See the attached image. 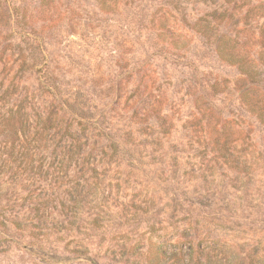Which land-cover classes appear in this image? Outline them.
<instances>
[{
	"label": "rangeland",
	"instance_id": "rangeland-1",
	"mask_svg": "<svg viewBox=\"0 0 264 264\" xmlns=\"http://www.w3.org/2000/svg\"><path fill=\"white\" fill-rule=\"evenodd\" d=\"M102 1L108 11L0 0L3 87L19 83L32 113L68 104L81 117L71 144L65 119L16 134L0 121V264H264V125L239 95L249 79L163 0Z\"/></svg>",
	"mask_w": 264,
	"mask_h": 264
},
{
	"label": "trees",
	"instance_id": "trees-1",
	"mask_svg": "<svg viewBox=\"0 0 264 264\" xmlns=\"http://www.w3.org/2000/svg\"><path fill=\"white\" fill-rule=\"evenodd\" d=\"M173 10L177 12L178 19L188 29L195 32L207 43L213 45L217 58L227 64L234 65L240 73L245 75L250 84L240 91V100L246 104L249 112L253 113L259 123L264 125V0H163ZM191 6L196 8V12L191 15L189 10ZM100 8L108 11L107 2L100 0ZM158 28L162 29L166 24L165 17H161L158 21ZM257 27V30L254 28ZM174 47L178 48L177 38L171 39ZM250 46L249 48H247ZM253 46V47H252ZM31 52L26 53L29 55ZM263 66L260 69L259 66ZM28 66L27 60L22 59L18 69ZM35 64L31 62L30 67ZM262 84V85H261ZM19 83H16L11 90L9 86L3 87L0 81V100L8 107L4 113L0 114V121L9 124L8 127L17 133L21 128H25L33 121L41 123L46 129L55 128L62 119L66 120L63 125L66 132V138L71 143L79 140V131L77 126H81L80 115L73 113L69 109L68 104H62V113L57 110L41 107V110L32 113V96L27 95L19 97L15 92ZM44 88H51L49 83H42ZM211 87L215 89V83ZM61 125V124H60ZM210 138L213 144L219 143L221 127H217L215 123L206 121ZM74 128L76 130H74ZM23 134L25 135L24 129ZM81 132L85 133L82 127ZM219 134V135H218ZM53 135V134H52ZM217 137V138H216ZM85 144V143H84ZM80 145V143H79ZM115 149V146L112 147ZM222 149L227 152L228 147L222 145ZM70 153V149L67 150ZM224 153L220 155L223 163L227 167L232 168L238 166L237 160L230 159L229 154L225 157ZM232 160V161H228ZM233 162V164L231 163ZM241 166L245 167V163L241 162ZM192 179L205 181L204 176H191ZM18 226L24 222L16 221ZM160 251V250H159ZM161 254V252H159ZM153 264H166L161 262L159 258L152 259Z\"/></svg>",
	"mask_w": 264,
	"mask_h": 264
}]
</instances>
